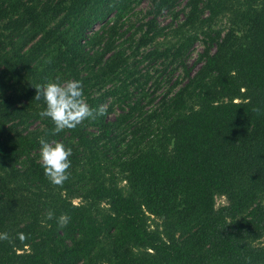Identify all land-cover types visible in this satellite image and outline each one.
Wrapping results in <instances>:
<instances>
[{
  "label": "trees",
  "instance_id": "1",
  "mask_svg": "<svg viewBox=\"0 0 264 264\" xmlns=\"http://www.w3.org/2000/svg\"><path fill=\"white\" fill-rule=\"evenodd\" d=\"M141 1L0 0V264H264V0H186L181 20L176 0H147L129 23ZM165 12L175 26L157 24ZM166 27L173 41L148 48ZM199 39L194 71L145 109L139 64L164 72ZM57 79L107 114L52 135L34 97ZM109 81L122 88L98 91ZM40 138L73 151L63 188Z\"/></svg>",
  "mask_w": 264,
  "mask_h": 264
},
{
  "label": "clouds",
  "instance_id": "2",
  "mask_svg": "<svg viewBox=\"0 0 264 264\" xmlns=\"http://www.w3.org/2000/svg\"><path fill=\"white\" fill-rule=\"evenodd\" d=\"M36 95L34 99L40 101L43 98L46 107L39 115L41 118H49L54 127L51 134L56 135L64 130H74L85 120H95L107 114V106L101 105L92 108L84 97L83 83L77 79H68L61 83L59 79L45 85H36ZM253 111L259 112L258 108ZM40 163L44 170L45 177L56 187L63 188L64 183L69 180L71 173L69 169L72 161L69 159L73 155L70 147L59 141H47L40 138ZM56 218L55 213L49 210L46 214L47 220ZM70 216L66 213L57 218L59 228H64L70 221ZM44 223V221H42ZM18 238L23 242L27 239L24 233H19ZM7 240L12 243V238L8 233H0V241Z\"/></svg>",
  "mask_w": 264,
  "mask_h": 264
},
{
  "label": "rangeland",
  "instance_id": "3",
  "mask_svg": "<svg viewBox=\"0 0 264 264\" xmlns=\"http://www.w3.org/2000/svg\"><path fill=\"white\" fill-rule=\"evenodd\" d=\"M186 0H176V3L174 5L173 11L174 12H178V20H181L183 18L184 15V11L187 9L186 8ZM133 5V12H130L127 14V17L130 19L129 23H134L135 25L137 24L136 22V18H149L150 17V13L147 14V11L151 8L150 3L147 0H143L141 2H139L138 4H132ZM174 21V22H173ZM175 26L176 21L171 19V14L165 12L161 15H159L157 17V24L159 26ZM216 28H221L222 32L226 31L228 29V23L226 22L225 17L223 18H219L216 20V23L214 24ZM128 23L125 24V27L128 28ZM99 27V25H95L94 26V30H97ZM124 28L120 30V34H125L124 37H126L128 34L123 32ZM170 29L168 27L165 28V32H169ZM91 33V32H90ZM201 39V38H200ZM200 39L198 41L195 42V44L193 45V48L191 49L190 52L187 53L185 59L183 60V62L181 63H176L173 64L172 66H170L169 68L165 69L164 72H161V70L163 69V66L157 62L154 63L152 65H150L148 63V61L144 60L139 64V69H141L142 72H146L148 71V73L151 75L150 80L147 82V84L145 85L144 89L147 92V94L149 96H154L156 97L155 101L150 104L148 98H146L142 104L145 105V109H149L151 106L155 105L156 100L158 99V97L162 94V92L173 82L175 81V79L180 80V78L183 76L184 73V68H189L192 72L195 69V64H194V60L197 57V54L199 51H201L202 49V44L200 42ZM173 41V36L171 35V33L169 32L168 34H165L163 36H160L159 38H156L155 43L154 44H150V46H148V48H151L152 45L153 46H163L164 44L170 43ZM130 50H128L129 52ZM142 52V51H141ZM138 59H140V55L137 56ZM66 80H63L61 83H63ZM155 81L158 83L157 86H159V88H155L157 86H154ZM113 87L116 88H122L120 85V82H106L104 86H101L98 89V91H105L107 89H111ZM118 88V89H119ZM133 86L130 87V89H132ZM150 98V97H149ZM114 100V98H108L107 103L112 102ZM115 106V105H114ZM115 114L119 112V108H117V106H115ZM114 113L112 112L110 114V117H113ZM76 201V200H75ZM225 203V198L223 196H216L215 197V206L217 207L220 204Z\"/></svg>",
  "mask_w": 264,
  "mask_h": 264
}]
</instances>
